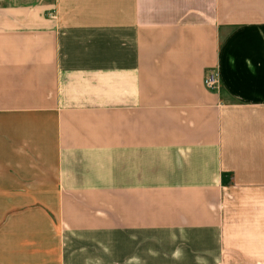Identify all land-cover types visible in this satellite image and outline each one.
I'll use <instances>...</instances> for the list:
<instances>
[{"label":"crops","instance_id":"obj_1","mask_svg":"<svg viewBox=\"0 0 264 264\" xmlns=\"http://www.w3.org/2000/svg\"><path fill=\"white\" fill-rule=\"evenodd\" d=\"M0 264H264V0H0Z\"/></svg>","mask_w":264,"mask_h":264},{"label":"built area","instance_id":"obj_2","mask_svg":"<svg viewBox=\"0 0 264 264\" xmlns=\"http://www.w3.org/2000/svg\"><path fill=\"white\" fill-rule=\"evenodd\" d=\"M204 83L208 90L211 91L219 90L221 82H220L219 72L216 67H209L206 70Z\"/></svg>","mask_w":264,"mask_h":264}]
</instances>
